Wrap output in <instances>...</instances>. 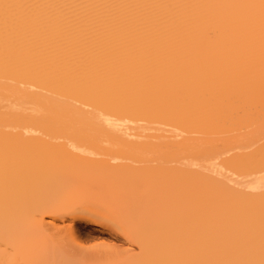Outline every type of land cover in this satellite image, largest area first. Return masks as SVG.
I'll return each mask as SVG.
<instances>
[{"label":"bare ground","instance_id":"6f19581e","mask_svg":"<svg viewBox=\"0 0 264 264\" xmlns=\"http://www.w3.org/2000/svg\"><path fill=\"white\" fill-rule=\"evenodd\" d=\"M79 222L264 264V0H0V264H90Z\"/></svg>","mask_w":264,"mask_h":264},{"label":"rangeland","instance_id":"374dc122","mask_svg":"<svg viewBox=\"0 0 264 264\" xmlns=\"http://www.w3.org/2000/svg\"><path fill=\"white\" fill-rule=\"evenodd\" d=\"M64 224L65 223L59 224V227L60 225L64 227ZM76 228H77V231L75 233L77 234L75 235L77 236L74 235V237L77 240L80 237L79 239L82 245L78 244L79 241L77 240H75V242L77 241V243L72 242L73 238H68V240L64 241L62 236L65 237V239L68 236L66 237L65 234L67 233V231L65 229L62 230V228L59 229V231L61 230V232L62 231L63 232L62 233L58 232L59 235L62 234V236L61 235L59 236L57 234L56 238H54L56 244L59 245L60 248L63 246L62 250L64 252L66 251V253H68L67 255L69 256L75 255V257H78L77 259L84 261L86 263H90V264L100 263L101 264L102 262L104 263L105 262L109 263L111 261L113 262V259L116 256L126 255L125 253H129L131 251L128 243L125 242L123 238H121V236L115 232H111L110 230L103 229L102 227H99V226L92 227V225H89L88 223H85V222H79ZM71 242L72 244L70 245ZM119 257L121 258V256ZM105 260H108V262ZM115 260L116 258L114 259V261Z\"/></svg>","mask_w":264,"mask_h":264}]
</instances>
